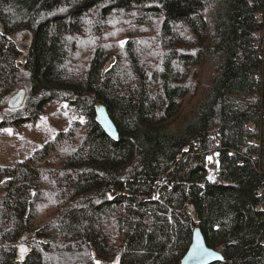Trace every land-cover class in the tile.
Masks as SVG:
<instances>
[{
  "label": "trees",
  "instance_id": "trees-1",
  "mask_svg": "<svg viewBox=\"0 0 264 264\" xmlns=\"http://www.w3.org/2000/svg\"><path fill=\"white\" fill-rule=\"evenodd\" d=\"M18 85L0 126L77 116L0 165V264H179L195 226L210 264H264V0H0Z\"/></svg>",
  "mask_w": 264,
  "mask_h": 264
},
{
  "label": "rangeland",
  "instance_id": "rangeland-1",
  "mask_svg": "<svg viewBox=\"0 0 264 264\" xmlns=\"http://www.w3.org/2000/svg\"><path fill=\"white\" fill-rule=\"evenodd\" d=\"M13 38L26 43L29 33L16 32ZM19 88H25L27 93L26 86L18 85L11 94ZM10 95L0 101V119L3 115L12 113L23 106L8 107L7 99ZM76 116V110L67 101H51L45 105L44 112L34 120L0 126V165H11L17 159L30 155L35 148L58 131L67 129Z\"/></svg>",
  "mask_w": 264,
  "mask_h": 264
},
{
  "label": "water",
  "instance_id": "water-1",
  "mask_svg": "<svg viewBox=\"0 0 264 264\" xmlns=\"http://www.w3.org/2000/svg\"><path fill=\"white\" fill-rule=\"evenodd\" d=\"M31 39L26 43L16 41L18 47L24 52H28ZM19 66H22L20 64ZM25 88H19L7 99V105L10 108L20 107L25 99ZM96 120L101 125L106 134L112 138L118 136L117 128L109 116L105 105L101 102L95 104ZM223 254L216 248L206 244L204 235L199 226L192 230L190 243L179 260V264H210L215 261L223 260Z\"/></svg>",
  "mask_w": 264,
  "mask_h": 264
},
{
  "label": "built area",
  "instance_id": "built-area-1",
  "mask_svg": "<svg viewBox=\"0 0 264 264\" xmlns=\"http://www.w3.org/2000/svg\"><path fill=\"white\" fill-rule=\"evenodd\" d=\"M261 15V13H259ZM218 163L214 160L213 162L210 163L209 167L211 170L217 169Z\"/></svg>",
  "mask_w": 264,
  "mask_h": 264
},
{
  "label": "snow or ice",
  "instance_id": "snow-or-ice-1",
  "mask_svg": "<svg viewBox=\"0 0 264 264\" xmlns=\"http://www.w3.org/2000/svg\"><path fill=\"white\" fill-rule=\"evenodd\" d=\"M123 43H124V42H123V41H121V45H123ZM210 178H211V177H210ZM97 264H100V262L98 261V262H97Z\"/></svg>",
  "mask_w": 264,
  "mask_h": 264
}]
</instances>
